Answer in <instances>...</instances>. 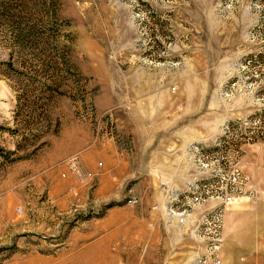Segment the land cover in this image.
Returning <instances> with one entry per match:
<instances>
[{
	"label": "rangeland",
	"instance_id": "1",
	"mask_svg": "<svg viewBox=\"0 0 264 264\" xmlns=\"http://www.w3.org/2000/svg\"><path fill=\"white\" fill-rule=\"evenodd\" d=\"M185 138L238 151L222 264H264V0H0V264H122V219L165 201ZM111 145L130 169L106 186L89 155Z\"/></svg>",
	"mask_w": 264,
	"mask_h": 264
},
{
	"label": "built area",
	"instance_id": "2",
	"mask_svg": "<svg viewBox=\"0 0 264 264\" xmlns=\"http://www.w3.org/2000/svg\"><path fill=\"white\" fill-rule=\"evenodd\" d=\"M188 158L195 162L198 173L185 188L171 189L165 201L155 204L153 208L162 210L167 220H176L178 224L185 225L196 208L211 200L218 202L201 214L193 233L203 243L195 264H222L224 212L227 206L245 194L248 177L241 169L238 151L227 156L221 150L208 153L202 146L191 144ZM67 165L73 172L81 173L78 154L71 157ZM87 176L92 177L93 173L89 172ZM139 202L140 198L136 195L128 200L132 206Z\"/></svg>",
	"mask_w": 264,
	"mask_h": 264
},
{
	"label": "crops",
	"instance_id": "3",
	"mask_svg": "<svg viewBox=\"0 0 264 264\" xmlns=\"http://www.w3.org/2000/svg\"><path fill=\"white\" fill-rule=\"evenodd\" d=\"M180 145L182 151L176 160V164L169 174L175 175V179L171 180V189H183L191 181L194 173L189 174L191 169L190 162L187 159V146L191 144V140ZM188 142V143H187ZM99 157H104V169H99V162L95 157H90L89 164L92 171L96 173L101 185H108L113 182L115 175L124 173L130 169L129 155L124 154L123 161L118 155V148L103 149L95 152ZM122 155V154H121ZM123 156V155H122ZM82 160L83 156H82ZM115 163L113 166L112 164ZM126 164V169L124 165ZM159 171V170H158ZM165 174V173H163ZM103 188H100L102 190ZM159 195L161 201L165 194ZM158 201V202H161ZM156 202V201H155ZM153 204H156V203ZM138 208L137 216L131 221L122 219L124 226L122 240L126 248L122 252V264H185L184 255L187 254L186 248L188 240L191 241V236H194L193 228L190 223L182 226L176 220L168 221L164 213L160 210H154L149 213L144 206ZM117 211H114L116 213ZM120 215H125V211H120ZM126 222V225L123 223ZM192 223V222H191ZM130 228H132L130 230Z\"/></svg>",
	"mask_w": 264,
	"mask_h": 264
}]
</instances>
